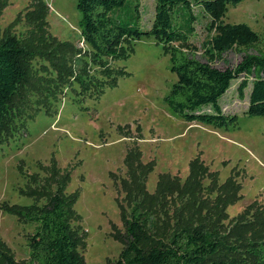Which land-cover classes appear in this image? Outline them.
<instances>
[{
  "label": "rangeland",
  "instance_id": "374dc122",
  "mask_svg": "<svg viewBox=\"0 0 264 264\" xmlns=\"http://www.w3.org/2000/svg\"><path fill=\"white\" fill-rule=\"evenodd\" d=\"M77 3L0 0V41L14 37L30 53L27 83L0 133V264H32L38 224L12 210L41 209L64 186L76 196L71 227L85 264L120 260L136 204L150 214L149 243L169 242L184 227L264 239V226L257 233L239 226L264 210V118L247 114L251 86L241 99L237 80L221 101L237 115L234 123L186 122L167 97L177 83L171 50L187 47L145 36L122 45L124 58L96 65ZM141 3L150 29L156 0ZM197 14L191 51L205 60L204 46L217 33L211 16ZM222 23L246 24L264 38V0L229 7ZM242 58L233 50L216 65L234 68ZM196 175L201 184L187 187Z\"/></svg>",
  "mask_w": 264,
  "mask_h": 264
},
{
  "label": "trees",
  "instance_id": "16d2710c",
  "mask_svg": "<svg viewBox=\"0 0 264 264\" xmlns=\"http://www.w3.org/2000/svg\"><path fill=\"white\" fill-rule=\"evenodd\" d=\"M242 1L156 0L150 29L143 26L141 0H78L77 9L82 15V39L94 50L92 60L96 65L124 58L127 50L122 45L145 36L187 47L171 50V71L177 76V83L167 102L173 113L186 122L225 127L234 123L237 115L226 113L221 101L237 80H241L238 86L241 99H245L251 86L247 114L264 118V38L246 24L222 23L226 10ZM198 10L211 16L215 23L211 27L217 33L204 46L205 60L191 51L192 40L197 36ZM233 50L243 54L237 66L218 67L217 61ZM29 54V46L24 47L14 37L0 41V133L12 117L13 101L27 83ZM105 72L109 78L114 75ZM122 75L126 73L117 74ZM65 180L67 185L69 175ZM190 183L187 187L201 184L197 175L196 181ZM65 188H58L41 209L29 207L27 212L20 213L14 212L17 207L12 210L15 215L38 224L29 242L32 264H85L78 251L80 239L71 227L76 196L65 195ZM139 209L136 204L126 220L128 238L116 264H264V239L255 235L241 240L240 236L231 238L218 231L184 227L169 242L149 243L150 214L140 213ZM257 212L249 221L248 217L240 219L243 222L239 226L262 228L264 210ZM241 245L245 246V253L240 251Z\"/></svg>",
  "mask_w": 264,
  "mask_h": 264
}]
</instances>
